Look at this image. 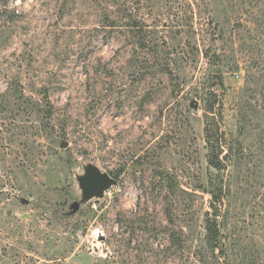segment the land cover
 <instances>
[{"label":"rangeland","instance_id":"rangeland-1","mask_svg":"<svg viewBox=\"0 0 264 264\" xmlns=\"http://www.w3.org/2000/svg\"><path fill=\"white\" fill-rule=\"evenodd\" d=\"M0 264H264V0H0Z\"/></svg>","mask_w":264,"mask_h":264},{"label":"water","instance_id":"water-1","mask_svg":"<svg viewBox=\"0 0 264 264\" xmlns=\"http://www.w3.org/2000/svg\"><path fill=\"white\" fill-rule=\"evenodd\" d=\"M44 98H47L46 94ZM75 179L80 191V199L73 204V212L92 199H102L104 194L117 184V181L108 173L91 163L84 165L83 172L76 175Z\"/></svg>","mask_w":264,"mask_h":264},{"label":"trees","instance_id":"trees-1","mask_svg":"<svg viewBox=\"0 0 264 264\" xmlns=\"http://www.w3.org/2000/svg\"><path fill=\"white\" fill-rule=\"evenodd\" d=\"M217 144V142H216ZM214 153V152H213ZM218 159L215 155H211L209 158V164L212 167H218ZM118 175H114V178H117ZM210 195V202H209V211L204 213L203 223H204V240L207 249L215 254L216 250H219V256L224 255V245L222 243V234L219 224V216H220V205H221V196H222V189L215 188L208 192Z\"/></svg>","mask_w":264,"mask_h":264}]
</instances>
